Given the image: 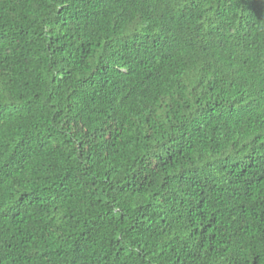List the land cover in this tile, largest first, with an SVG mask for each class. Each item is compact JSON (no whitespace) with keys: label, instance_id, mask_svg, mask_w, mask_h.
<instances>
[{"label":"trees","instance_id":"trees-1","mask_svg":"<svg viewBox=\"0 0 264 264\" xmlns=\"http://www.w3.org/2000/svg\"><path fill=\"white\" fill-rule=\"evenodd\" d=\"M0 264H264V0H0Z\"/></svg>","mask_w":264,"mask_h":264}]
</instances>
